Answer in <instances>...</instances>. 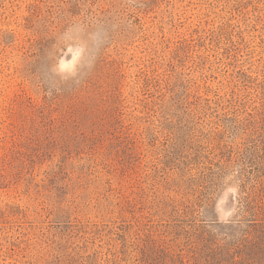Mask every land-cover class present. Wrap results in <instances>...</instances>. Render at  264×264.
I'll return each instance as SVG.
<instances>
[{
    "label": "rangeland",
    "instance_id": "1",
    "mask_svg": "<svg viewBox=\"0 0 264 264\" xmlns=\"http://www.w3.org/2000/svg\"><path fill=\"white\" fill-rule=\"evenodd\" d=\"M0 264H264V0H0Z\"/></svg>",
    "mask_w": 264,
    "mask_h": 264
}]
</instances>
